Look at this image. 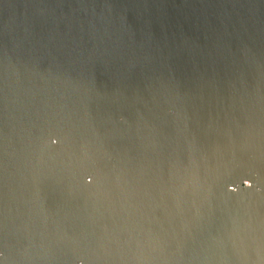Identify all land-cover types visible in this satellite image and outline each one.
Masks as SVG:
<instances>
[{
	"label": "water",
	"instance_id": "water-1",
	"mask_svg": "<svg viewBox=\"0 0 264 264\" xmlns=\"http://www.w3.org/2000/svg\"><path fill=\"white\" fill-rule=\"evenodd\" d=\"M0 264H264V0H0Z\"/></svg>",
	"mask_w": 264,
	"mask_h": 264
},
{
	"label": "clouds",
	"instance_id": "clouds-1",
	"mask_svg": "<svg viewBox=\"0 0 264 264\" xmlns=\"http://www.w3.org/2000/svg\"><path fill=\"white\" fill-rule=\"evenodd\" d=\"M246 183H247V184H249V185L251 184V182H250V181H248V182H246Z\"/></svg>",
	"mask_w": 264,
	"mask_h": 264
}]
</instances>
